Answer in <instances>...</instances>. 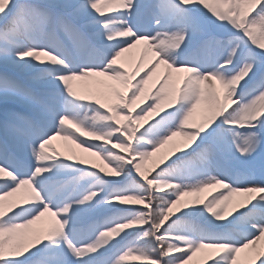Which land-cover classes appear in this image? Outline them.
<instances>
[{"label": "snow or ice", "instance_id": "snow-or-ice-1", "mask_svg": "<svg viewBox=\"0 0 264 264\" xmlns=\"http://www.w3.org/2000/svg\"><path fill=\"white\" fill-rule=\"evenodd\" d=\"M197 254L264 264V0H0V264Z\"/></svg>", "mask_w": 264, "mask_h": 264}, {"label": "rangeland", "instance_id": "rangeland-1", "mask_svg": "<svg viewBox=\"0 0 264 264\" xmlns=\"http://www.w3.org/2000/svg\"><path fill=\"white\" fill-rule=\"evenodd\" d=\"M140 54H141V49H139V48L134 50L130 54V56H131L130 63H129V65L126 66L130 72L135 69L136 63L139 61ZM162 71H163V67L161 66V68L158 69V73L162 72ZM77 90L82 91V89H80V88H77ZM120 90L122 91L123 89L121 88ZM141 106H143V105H141ZM136 110L138 111V109H136ZM144 126H147V125L145 124ZM179 141H180V138H178V137L174 138L173 141H171L168 145H165L163 148H161L160 151L157 154H155L154 157L147 163L146 167L148 169H151L153 167L154 162H156L157 160H159L162 157L170 156L173 145L177 144ZM53 146L56 147V149L61 153L62 156L63 155H71L72 152H75L78 156L85 157L87 159L88 163H96L98 166H102L101 162L97 158L88 156L85 153H80V150L75 148V145H71V144L64 142V141L56 140L53 142ZM68 149H71L72 152H69ZM165 163H167V160L165 161ZM161 166H163V165H161ZM210 194H215V190L210 189V190H206V192H204V193H201L200 194L201 200H203L205 197L210 199ZM186 199H190V198H186ZM48 221H49V218L44 217L34 227H46ZM202 256H203V254H197V256L194 257L191 264H199V261L202 259ZM133 264H135V262H133Z\"/></svg>", "mask_w": 264, "mask_h": 264}, {"label": "bare ground", "instance_id": "bare-ground-1", "mask_svg": "<svg viewBox=\"0 0 264 264\" xmlns=\"http://www.w3.org/2000/svg\"><path fill=\"white\" fill-rule=\"evenodd\" d=\"M129 63H130V61L126 64V66L129 65Z\"/></svg>", "mask_w": 264, "mask_h": 264}, {"label": "trees", "instance_id": "trees-1", "mask_svg": "<svg viewBox=\"0 0 264 264\" xmlns=\"http://www.w3.org/2000/svg\"><path fill=\"white\" fill-rule=\"evenodd\" d=\"M135 264H136V262H135Z\"/></svg>", "mask_w": 264, "mask_h": 264}]
</instances>
